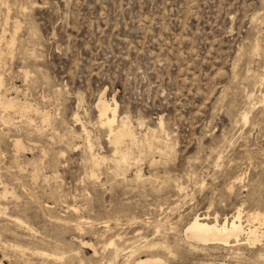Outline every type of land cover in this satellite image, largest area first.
I'll return each instance as SVG.
<instances>
[{
  "label": "rangeland",
  "instance_id": "rangeland-1",
  "mask_svg": "<svg viewBox=\"0 0 264 264\" xmlns=\"http://www.w3.org/2000/svg\"><path fill=\"white\" fill-rule=\"evenodd\" d=\"M0 79V264H264V0H0Z\"/></svg>",
  "mask_w": 264,
  "mask_h": 264
},
{
  "label": "bare ground",
  "instance_id": "bare-ground-1",
  "mask_svg": "<svg viewBox=\"0 0 264 264\" xmlns=\"http://www.w3.org/2000/svg\"><path fill=\"white\" fill-rule=\"evenodd\" d=\"M1 86H2V80L0 79V87ZM0 97H1V95H0ZM263 100H264V97H263ZM0 101H1V99H0ZM2 104L4 107L7 104L6 108L15 106V104H14V102H12V100L9 102H6V104L5 103H2ZM3 106H1V107H3ZM98 108H99V112H100V117H101L103 123H105L106 126L107 125L109 126L108 127L110 129L109 134H111V136H113L114 142L116 143V145L122 144L125 141L126 137L132 136L131 132L126 129V125H127L126 123H124L121 127L116 126L117 119H118V106H117V104H115V106H113V104L110 101H108L106 99V97H102L98 103ZM25 110H26V108H23V111H25ZM105 124H103V126H105ZM119 125H121V124H119ZM88 144H87V146H89ZM17 145L19 146L18 142H17ZM118 152L120 154V151H118ZM122 157L126 161H128L130 158V156L127 153H125ZM118 163H117V165H118ZM248 221L249 222H251V221L252 222H259L260 224H262V223H264V216H262L260 213H253L250 215ZM186 232H187L186 234L188 235V237L191 238L189 240L193 239V240L199 241L201 243H205V244L227 245V244L231 243L232 238H235L238 241L239 237L243 234H246L247 238H248L247 240L253 244L260 241V238H261V236L258 235V228L255 227L254 225L250 226V228L247 230V232L245 231L243 221H242L241 211H239L237 213V215L231 221L226 219V221L224 223H221L219 221V219H217V218L214 219V221H211L208 218H201L200 216H197L191 223L188 224V228H187ZM159 262H160L159 260L139 259L137 261V264H153V263H159Z\"/></svg>",
  "mask_w": 264,
  "mask_h": 264
}]
</instances>
